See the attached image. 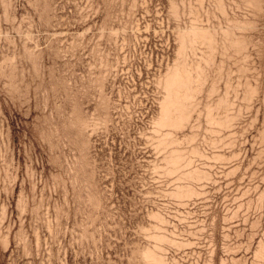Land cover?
Segmentation results:
<instances>
[{
  "label": "rangeland",
  "instance_id": "374dc122",
  "mask_svg": "<svg viewBox=\"0 0 264 264\" xmlns=\"http://www.w3.org/2000/svg\"><path fill=\"white\" fill-rule=\"evenodd\" d=\"M0 264H264V0H0Z\"/></svg>",
  "mask_w": 264,
  "mask_h": 264
}]
</instances>
